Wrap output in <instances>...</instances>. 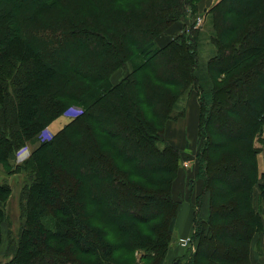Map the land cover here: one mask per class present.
<instances>
[{"label": "trees", "instance_id": "16d2710c", "mask_svg": "<svg viewBox=\"0 0 264 264\" xmlns=\"http://www.w3.org/2000/svg\"><path fill=\"white\" fill-rule=\"evenodd\" d=\"M198 1L0 0V244L10 181L22 182V223L1 264H119L116 252L164 264L183 202L194 209L188 264H251V241L264 232L252 202L257 186L264 199L255 146L264 125V0L205 9V61ZM186 18L190 28L168 32ZM193 91L197 172L184 187L191 195L199 183L195 203L175 194L183 157L164 138ZM71 105L82 109L75 119L41 139ZM215 234L222 241L205 254Z\"/></svg>", "mask_w": 264, "mask_h": 264}, {"label": "rangeland", "instance_id": "374dc122", "mask_svg": "<svg viewBox=\"0 0 264 264\" xmlns=\"http://www.w3.org/2000/svg\"><path fill=\"white\" fill-rule=\"evenodd\" d=\"M218 1L219 0H200L197 2V5H196L198 11L196 14V18L194 19L195 20V28L201 29L203 36L207 39L203 43V47H202V51H201L202 54L200 56V59L202 61L206 60V57H207L208 53L210 52V45L208 42L209 31L206 29L207 24H205L206 23L205 21L208 19V17H207V15H205V11H203V10H204V8L206 10L209 9V7H211L212 5H214ZM72 2H74V1H72ZM101 3H102V0H92V4L96 5L97 7H101L102 6ZM162 6H163V4L160 5L161 8H159V9H162ZM79 8H81V7H79ZM90 8H91V6L88 4L87 9L89 10ZM187 8H189V7H187ZM194 20L191 19V21H190L186 18V20H183L182 22L177 23V25L179 26L178 29L180 30L179 33H182L183 30H187L188 28H190V25ZM198 20H200V23ZM179 33H177V34H179ZM168 35H171V34L168 33ZM168 38H171V37H168ZM128 70H129L128 66L124 67L123 69L120 70V73L122 72V75L124 76L125 72ZM117 72L119 73V71H117ZM117 72H115V74H117ZM115 74H114V76H115ZM122 75H121V77H122ZM111 78H112L113 83L118 81L116 78H114V79H113V77H111ZM191 95H195V92L193 91ZM190 101L191 100H189L188 98L186 99V102H185V109L186 110H185V113L183 114V116L172 122L173 134L178 133L180 130V127H182L183 129L186 130L187 128H186L185 124H191V130H189L188 132L186 131V134L184 137L186 150L182 154L183 159L180 161L181 170H182V172L184 171V174L182 175V180H181V178H179L177 180V183L175 185V194L179 193L178 197L182 201H186L188 199L190 201L192 200L193 203H195L194 197L196 195L199 183H197V186L191 195L187 194V190H188L187 188L188 187L185 188L182 184V182L184 181L183 176H185V178H186L185 182H186L190 178H193L197 172L196 155H197L198 147H199V144H198L199 138L197 135V132H198L197 128H198L199 122H198L197 117H196L197 110L193 106L192 101L191 102ZM229 107H230V104H228L226 108L229 109ZM68 109L69 110H67L65 112V114L58 117V118H60L62 116H67V119L65 122H67V121H69V122H67V124L65 123L64 127L66 125H68L71 121H73L75 119V116L77 115V113H79L82 110L81 107H79L77 105H71L70 108H68ZM195 121H197L196 127H195ZM221 123L222 122L219 123V126H220L219 131H221V133L223 134V133H226L228 130H226L227 127H225V124H223V123L221 124ZM49 125L41 133V136H40L41 139H45L43 134H45V132L48 131ZM55 133H57V132H55ZM236 133H237V131H234L233 133H232V131L230 132L231 135H234ZM50 135L52 137L54 135V133L53 134L50 133ZM36 146H38L37 143H34L33 145L29 144L27 149H25L23 151L15 152L14 154H12L10 157V158L14 159V161L12 163L17 164L16 161L19 162L20 159L23 160L24 157L26 156V153H28V152L30 153V150H34L35 149L34 147H36ZM3 175H5V172L3 173L2 171H0V182L3 181V178H4ZM21 184H22V182L18 176H17V179H12L10 181V185H12V189H13V195L11 194V198L8 201L7 206H6V221H4L1 225L2 241L0 244V264L7 262V260L9 259L8 256L11 252L12 246L9 245L8 234L16 236V234L19 232L20 225L22 223L21 218H20V209H19V206H20L19 190L22 187ZM187 185H188V183H187ZM205 209H203L202 206L200 208H198V217L197 218H200L202 216V214L205 215V212L202 211ZM144 213L146 214V212H144ZM259 216H260L261 220H264V214L261 212V210L259 211ZM226 236H229V233H227ZM211 237H212L211 240H209V242L205 245V251H204L205 254H210L211 252H213V250L215 249L214 248L215 243L222 241V236L220 238H218L215 234V235H211ZM109 240L112 241L113 239H109ZM178 244L180 246H182L181 241ZM188 245H189V241H188L187 245H184V246L187 247ZM191 247H193V244L191 245ZM191 247L190 246L187 247L188 249H186V250L188 251L189 249H191ZM192 250L194 251V247ZM143 255L144 254L142 252H136L133 254L125 253V252H122V253L116 252L113 255L112 261L113 262L118 261L119 264H152L151 263L152 261L150 259L142 258ZM177 259H179V258H177ZM188 259L189 258L187 256V259L185 260V262L182 259L181 260H182L183 264H188V261H189Z\"/></svg>", "mask_w": 264, "mask_h": 264}, {"label": "crops", "instance_id": "0c3cea01", "mask_svg": "<svg viewBox=\"0 0 264 264\" xmlns=\"http://www.w3.org/2000/svg\"><path fill=\"white\" fill-rule=\"evenodd\" d=\"M205 11V8L204 10ZM178 25L175 24L173 26H171V28L169 29L168 32H170L171 34L175 35L177 33H179V29H178ZM171 35H169L168 37H170ZM166 37V38H168ZM169 39V38H168ZM122 72L119 73L117 72V74H115V76L113 75V79L116 78L117 80H119L121 78ZM196 96L195 95H191V97H189V100L192 101L193 106L196 108L197 110V120H198V104L196 101ZM190 101V102H191ZM67 119V116H62L56 120H54L53 122H51V124L48 127V131L45 132L44 137L46 139L50 138L51 135L50 133H54L60 131L65 123L67 124V122H65ZM173 121H170L167 123L166 125V129H165V133H164V138L165 140H167L170 144H172L174 147L178 148L179 151H181V153L183 154L186 150L185 147V134L186 131L188 132L189 130H191V124H185L186 126V130L183 129L182 127H180L179 130V134L175 133L173 134L172 131V124ZM197 126V121H195V127ZM255 146L257 148L260 149V153L258 155L257 158V164H258V169H259V174L261 175V178L258 181L259 186H263L264 187V177L262 175H264V125H263V133L261 135V139L260 141L255 143ZM35 148V147H34ZM32 151V150H30ZM182 171H180V176L179 178H181L182 180ZM178 178V179H179ZM184 178V183L182 182L183 186H185V176H183ZM177 179V180H178ZM177 180H175V184L177 183ZM259 187L257 186L254 191H253V206L256 208L257 210H261V212L264 214V199H259ZM193 216H194V209L191 205L190 202H184L180 205L178 212H177V216H176V221H175V225H174V232H173V237L175 238V240L173 241V243L170 245L165 260H164V264H171L172 262H174V260H176L177 258L182 259L183 261H185L187 259V256L190 254V252H192L193 247H191V245L193 244L191 241V237L193 235ZM181 240H188L189 241V245L187 247H191V249H189L188 251L186 249H188L186 246H180L178 243ZM192 243V244H191ZM250 261L251 264H264V232L263 233H257L254 235L252 241H251V245H250Z\"/></svg>", "mask_w": 264, "mask_h": 264}, {"label": "built area", "instance_id": "2783aa9c", "mask_svg": "<svg viewBox=\"0 0 264 264\" xmlns=\"http://www.w3.org/2000/svg\"><path fill=\"white\" fill-rule=\"evenodd\" d=\"M198 21H199V23H200V20H198ZM181 243H182L183 246H184V245H187L188 240H181Z\"/></svg>", "mask_w": 264, "mask_h": 264}]
</instances>
